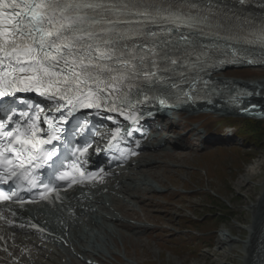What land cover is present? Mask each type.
<instances>
[{
    "label": "snow or ice",
    "instance_id": "snow-or-ice-1",
    "mask_svg": "<svg viewBox=\"0 0 264 264\" xmlns=\"http://www.w3.org/2000/svg\"><path fill=\"white\" fill-rule=\"evenodd\" d=\"M237 2L243 6L247 0ZM210 4L211 0L207 4L204 0H0V99L38 93L54 103L61 123L81 109L123 115L121 104H130L132 89H140L141 81L150 85L160 72L190 65L207 73L205 65L217 54L236 60L244 57L245 45L264 49V21L225 24ZM180 28L188 34L181 32L173 40V32ZM208 35L229 43L225 47L203 44L199 37ZM260 63L264 65V60ZM170 88L179 90V85ZM144 100H149L147 94ZM159 103L167 101L159 98ZM4 112L0 181H27L35 187L28 167L39 168V162L52 160L54 150L43 146L60 136L49 123L43 138L26 111L5 108ZM41 196L47 199L44 193ZM12 197L19 200L14 190L10 196L0 191V200Z\"/></svg>",
    "mask_w": 264,
    "mask_h": 264
},
{
    "label": "rangeland",
    "instance_id": "rangeland-1",
    "mask_svg": "<svg viewBox=\"0 0 264 264\" xmlns=\"http://www.w3.org/2000/svg\"><path fill=\"white\" fill-rule=\"evenodd\" d=\"M217 76L237 82L244 81L245 84L250 85L252 83L249 81L264 80V67L227 70ZM205 114L219 117L224 116L225 112L202 115ZM179 115V122L174 118L170 130L165 133L169 137H186L190 148L186 151L174 152L173 155L156 157L158 162L146 161L144 166H148L144 170L155 175H147L146 183L144 181V184L139 186L142 189L140 197L143 196V201L137 203V206L131 205L134 212H129L132 208L125 209V212L132 215L125 216L123 221L126 222L127 219L130 223H126L130 225L136 223L147 226L146 231L141 234L142 239L139 243L123 241L120 235L116 234V229L132 237L137 234L131 229L117 228L111 220L105 226L108 231L115 234L114 239L103 232H98L95 228L93 232L87 225H83L81 229L87 232L83 235L85 242L90 238L89 242H92L94 249L101 251L104 258L109 257L105 258L108 264H239L241 262L238 256L240 245L235 252L228 251L227 247L220 250L224 239L222 234L227 233L241 240L248 237L242 227L252 222L249 206L258 200L262 192V188L257 185L264 178V140L263 146L256 148L252 144H245L243 137L228 140L222 136V133L209 136L200 126L190 122L192 115ZM198 139L207 141L205 143L207 148L203 152L198 150L200 144ZM149 153L150 151L144 153L148 159L151 158L147 155ZM254 164H261L256 176L252 177L247 185L245 182L241 183L240 180L247 174V169ZM150 184L156 186L152 192L148 191L152 188ZM212 193L219 198L212 199L209 196ZM104 200L105 205H109L108 208L115 215L124 216L113 204H108L110 202L106 197ZM135 218L138 221L134 220ZM203 218L206 219L196 226L186 224L189 220ZM100 220L102 221L101 218L96 219V221ZM185 228H194L197 231L190 232ZM203 236L206 238L197 239ZM211 239L214 243L210 246ZM82 244L79 242V245ZM256 248L255 244L253 250ZM74 253L77 254L76 258L81 257V254Z\"/></svg>",
    "mask_w": 264,
    "mask_h": 264
},
{
    "label": "bare ground",
    "instance_id": "bare-ground-1",
    "mask_svg": "<svg viewBox=\"0 0 264 264\" xmlns=\"http://www.w3.org/2000/svg\"><path fill=\"white\" fill-rule=\"evenodd\" d=\"M239 83H241L240 85L245 86L247 89H249L252 92V96L250 97V99L245 100L246 101L245 107L250 110L248 112L249 116L264 118V80L249 81V83H252L250 85L245 84L244 81L239 82ZM211 107H213V106L210 105L209 108L205 107V104H203L200 107H192V108L189 107L188 108L189 109L188 114L189 115H199L202 113H207V112H210L209 109H211ZM205 109H208V110L205 111ZM213 109L215 112H220V110H222L220 108H213ZM172 113L178 115V114L182 113V110L179 112H172ZM169 117H170V114L165 115V116H161V118L163 120L165 118H169ZM158 125H161V124H158ZM161 126H162L161 131H158L157 129L154 131L150 130V129H144L142 134L140 135V137H138L136 139V142L142 146H145V148H146L145 150L154 151V149H156V150L165 151L166 149H168L166 147L167 145H169V144L174 145V142L177 143V141H179L178 137L172 138V137L167 136V134L165 132L161 133L162 131H166L168 129L167 125H165V124H162ZM146 138H148V140L145 141ZM156 150L154 151V157H156V154H155V153H157ZM142 157L140 159H138L137 165L136 164L132 165V163H131V166H129V167H127V168L123 167L124 169L122 171H124V173L121 174V176L116 177V179L113 181V183H112V181H109L111 183V184H108L110 186V188H113L114 185H116V189H110L109 192L106 193L105 195L102 194L100 197H97V201L95 203L89 205L90 206L89 209L92 206H95L96 208H98V211H97L98 213L96 216H94L95 218L92 217L94 214H90V212L87 215H83V217H82L85 221H88L87 226H89L92 230L95 228L96 230L107 234L111 239H114L115 234L108 231L106 226H105V223L111 220L112 223L117 228H119V229H131L132 232H135L137 234V236L133 235L134 237H132V235L124 234L121 231H119L118 229H116V234L120 235V237L123 239V241H129V242L135 241L136 243H139V240L142 239L141 234L143 233L144 230L146 231L147 226H144L142 224L130 225V224L126 223L125 221H123V219L126 218L125 216L129 217L132 215L129 212H125L126 208L128 209V208L133 207V206L131 207V203L133 201L130 200V198L132 197L134 199H137L136 202H138V203L141 201L140 196L142 194V189L139 186L144 184V181L146 183L147 178H145V177H147V175L152 174L151 172H146L145 170H142L141 173L137 172L138 169L142 168L146 164V161L150 162V160H145L147 158V156H145L144 159H142ZM148 157H153V156H151L149 154ZM143 161H144V164H143ZM135 166H137V167L134 168ZM146 166H148V165H146ZM260 166H261V164H254L250 168H248L247 174L245 176H243L240 180L241 183L245 182V184L247 185L249 182H251L250 179L252 177L256 176L257 169ZM143 171L146 173H144ZM152 175H155V174H152ZM258 183L259 184L257 186L262 188L261 189L262 192H261L258 200H256V202L253 204L251 203L252 205L249 206V212H250V217H251L252 222H250L249 225L242 227V229L247 232L248 237L245 240H241L240 238H236V237H234L230 234H227V233L222 234L224 239H222V242H221L222 247H220V250L227 247L228 251L235 252L236 248H238L237 246L240 245V251H238V253H239L238 256H239V258H241V260H240L241 262L239 264H252V262H254L253 264H256L257 259H258V257L256 256V249L253 250V247L256 244V241L258 240V236H260V233L264 230V218L262 219L263 214H264V178H262V180ZM150 186H152V188L151 189L147 188V189H149L148 191L152 192L156 186L151 185V184H150ZM117 190H119V191H117ZM114 193H115V195H114ZM122 195H123V197H122ZM125 195H126V197H125ZM105 196L110 202L108 204H113L115 209L117 211H119L124 216L119 217L117 214L115 215L114 212L108 208L109 205L108 206L105 205L106 204V201L104 200ZM116 198H119V200H116ZM87 207H88V204L85 203L83 206V209L87 208ZM80 208L82 211V205ZM80 214L81 213H79V215ZM97 218H101L102 221L101 220L96 221ZM77 222L78 221L76 219L75 220L69 219V220H66L64 223H65V225H68L69 227H71L72 225H76V227H78ZM97 222H102V223L98 224ZM93 232H94V230H93ZM85 233H87V232H85V231L83 232L82 230L76 231V237L74 239L69 238V242H70L71 246L69 248H66V250L60 251L59 253H53V254L50 253L48 260H50V259L52 261L57 260L56 264H64V263H62L63 259H66L65 264H76V263H78V261H80V259H76V258L74 259V252L71 249V248H73V250L76 251L78 254L85 256L86 260H88V259L96 260V261L102 262L103 264H106V261L102 258V252L101 251H98L94 248L92 249L93 251L88 249V247H87L88 242H85V239L83 237V235ZM76 240H84V244L79 245L78 243H76ZM38 250H40L39 247H38ZM112 254H111V256L114 255V254L113 255ZM36 255H37L36 251L32 252V262H33V264H40L39 259L36 258ZM105 258L108 259V257H105Z\"/></svg>",
    "mask_w": 264,
    "mask_h": 264
},
{
    "label": "trees",
    "instance_id": "trees-1",
    "mask_svg": "<svg viewBox=\"0 0 264 264\" xmlns=\"http://www.w3.org/2000/svg\"><path fill=\"white\" fill-rule=\"evenodd\" d=\"M198 121H202L206 124L208 131L210 132H221L222 129L226 126H234L237 129V134L243 137L247 143L254 145L256 148L263 146L264 140V121L262 120H254L248 118H206L200 117L197 119ZM212 199H215L212 195L209 194ZM204 219L200 220H189L187 224L196 226L198 223L202 222ZM212 240V239H211ZM213 240L211 241V245H213Z\"/></svg>",
    "mask_w": 264,
    "mask_h": 264
},
{
    "label": "water",
    "instance_id": "water-1",
    "mask_svg": "<svg viewBox=\"0 0 264 264\" xmlns=\"http://www.w3.org/2000/svg\"><path fill=\"white\" fill-rule=\"evenodd\" d=\"M250 110L247 108V111L245 109H239L238 111L234 112L236 115L242 116V117H251L249 116ZM264 218V214L262 219ZM256 256L258 257L256 264H264V230L260 233V236H258V241L256 243Z\"/></svg>",
    "mask_w": 264,
    "mask_h": 264
}]
</instances>
